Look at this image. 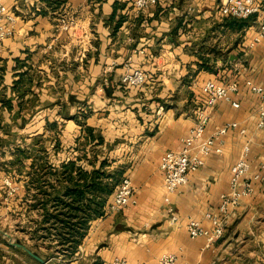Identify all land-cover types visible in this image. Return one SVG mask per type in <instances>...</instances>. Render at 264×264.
Wrapping results in <instances>:
<instances>
[{"label":"crops","instance_id":"1","mask_svg":"<svg viewBox=\"0 0 264 264\" xmlns=\"http://www.w3.org/2000/svg\"><path fill=\"white\" fill-rule=\"evenodd\" d=\"M257 1L264 7V0ZM223 2L158 0L137 16L133 0H4L17 22L14 34L0 43V136L16 129L32 140L49 135V160L59 166L84 154L85 127H92L102 138L97 163L107 158L128 175L136 202L91 220L78 250L66 258L35 251L28 232L4 236L0 228V264H110L116 257L156 264L163 253H174L177 264H264V185L258 183L254 195L241 200L212 247L203 237H190L185 227L189 217L210 227L208 211L222 216L220 195L229 190L231 167L245 143L252 165L264 162V128L257 127L256 114L261 101L247 84L264 86V40L249 48L256 18L224 16ZM62 17L72 19L69 30L59 29ZM129 67L149 73L144 86L121 81ZM209 79L236 81L238 92L230 97L238 106L220 100L209 107L205 135L231 121L246 133L229 129L222 136V154L208 155L170 195L180 215L179 224L170 225L159 161L166 151L181 148L204 104L202 86ZM8 147L10 159L0 163L24 170L17 200L25 211L31 159L12 163L15 147ZM80 163L91 168L86 158ZM6 212L1 209L0 216Z\"/></svg>","mask_w":264,"mask_h":264},{"label":"built area","instance_id":"2","mask_svg":"<svg viewBox=\"0 0 264 264\" xmlns=\"http://www.w3.org/2000/svg\"><path fill=\"white\" fill-rule=\"evenodd\" d=\"M158 0H133L132 9L135 15L139 16L148 7ZM220 12L224 16H231L237 19H249L255 17L257 29L248 47L252 48L264 40V7L257 0H224L220 7ZM17 17L9 10L4 0H0V43L15 32ZM72 19L62 17L59 22L60 30H69L72 27ZM149 73L142 68L129 67L121 77V81L132 87H142L146 84ZM251 91L258 94L261 104L257 108V127L264 128V86L248 81ZM238 83L231 81L219 83L213 79L205 81L202 86L204 93V104L197 109L195 125L190 132L181 138V148L178 150L166 151L159 161V168L163 173L165 195L163 199V209L170 225H178L180 215L171 201L170 195L179 191L189 179V174L201 168L206 161V157L211 153L222 154L225 135L229 129H239L241 134L246 133V129L241 127L238 121L226 122L217 128L210 135H205V130L210 119L209 107L214 106L218 101L225 100L232 105L238 103L230 97L231 93L238 92ZM250 145L245 143L242 151L231 167L230 186L227 192L220 195L218 211H208L205 217L211 220L212 225L206 227L202 220L189 217L185 222V227L190 237H203L205 246L212 247L223 235L224 228L230 215L235 213L237 206L245 197L254 195L256 185H264V162L258 163L255 167L249 158ZM5 182L9 183L6 177ZM135 187L131 178L124 175L118 183L112 195V200L105 207L106 211H119L131 203L136 202ZM177 256L174 253H163L157 259L156 264H177ZM110 264H141L124 258L116 257Z\"/></svg>","mask_w":264,"mask_h":264},{"label":"trees","instance_id":"3","mask_svg":"<svg viewBox=\"0 0 264 264\" xmlns=\"http://www.w3.org/2000/svg\"><path fill=\"white\" fill-rule=\"evenodd\" d=\"M85 131L89 141L87 150L59 166L50 162L44 148L43 154L41 151L36 154L24 146H17L13 151L12 163L31 159L27 171L29 179L25 183L26 198L32 200L29 207H35L40 216L34 219L36 225L32 227L31 238L48 242L52 253H48L47 258L57 255L66 258L78 250L90 221L105 214L107 199L123 176L122 170L111 167L107 158L97 163L96 146L102 138L93 134L92 127L86 125ZM40 137L34 136L33 140ZM81 158L88 159L91 168L81 164ZM33 188L36 191L32 192Z\"/></svg>","mask_w":264,"mask_h":264},{"label":"rangeland","instance_id":"4","mask_svg":"<svg viewBox=\"0 0 264 264\" xmlns=\"http://www.w3.org/2000/svg\"><path fill=\"white\" fill-rule=\"evenodd\" d=\"M27 130L30 131V126L27 128ZM24 133L25 132H21L20 130L16 129V132H13L12 135L8 137L5 135L0 136V161H3L6 158L10 159L8 158L10 156L11 151L8 147L9 145H12V147H15V145L30 147V145L32 144V148L30 149H32V152L36 153V147L38 144V153L39 151H41L40 153L43 154L42 149L44 146H42V143H45V147H48L47 156L49 157V159L53 157V152L51 149L52 139H50L51 137L49 135H46L45 139L38 141L39 139L32 140L29 136H27V134ZM60 154L63 155V153L61 152ZM1 163L0 174L2 175V177L0 179V191L4 196L0 199V210L3 209L7 212L4 213V215L0 216V228L2 229V232L4 231V236H7V234H5L7 232L11 233L13 237H18L21 234H25L26 232H28L31 238L32 227H35L36 225V221L34 219L38 217L40 218V216L38 215L37 209L35 207H29V204L31 203L30 201L32 200H29V202L24 201V206H27L25 211H23V208L20 209L21 207H19L20 203L17 200V193L21 189V184H23L22 179L23 177H25L24 170L21 169L20 166H5ZM6 168L8 170H6ZM6 177L10 180L9 183L4 181ZM33 191H36V189L33 188L32 192ZM19 225L21 227L19 229L16 228ZM32 248L37 252H40L42 254L44 253L45 255L46 253L47 255L48 253H52V249L48 246V242L45 241L43 243V241L32 239ZM60 257L62 258V255H57L53 258L59 259ZM57 262L58 261H56V264Z\"/></svg>","mask_w":264,"mask_h":264},{"label":"water","instance_id":"5","mask_svg":"<svg viewBox=\"0 0 264 264\" xmlns=\"http://www.w3.org/2000/svg\"><path fill=\"white\" fill-rule=\"evenodd\" d=\"M25 249L27 250V252L32 255L34 258L38 259L39 261H41L42 263H46L47 260L46 259H43L41 258L39 255H37L36 253L32 252L30 249L26 248Z\"/></svg>","mask_w":264,"mask_h":264}]
</instances>
